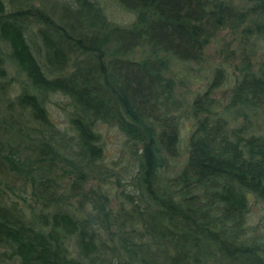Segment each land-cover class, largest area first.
Masks as SVG:
<instances>
[{"label":"trees","instance_id":"1","mask_svg":"<svg viewBox=\"0 0 264 264\" xmlns=\"http://www.w3.org/2000/svg\"><path fill=\"white\" fill-rule=\"evenodd\" d=\"M113 1L135 13L131 25L108 22L99 0H0V263L264 264V215L261 232L247 225L252 199L264 207V134L199 117L182 166L161 171L180 153L168 58L200 61L224 27L264 32V0ZM137 48L149 54L120 56ZM242 72L229 107H264V61ZM54 94L68 100L64 130L47 107ZM101 124L116 125L130 153L133 193L115 210L101 189L84 190L105 176Z\"/></svg>","mask_w":264,"mask_h":264},{"label":"rangeland","instance_id":"2","mask_svg":"<svg viewBox=\"0 0 264 264\" xmlns=\"http://www.w3.org/2000/svg\"><path fill=\"white\" fill-rule=\"evenodd\" d=\"M104 8L105 16L111 24L129 26L135 19V13L127 11L117 5L113 0H99ZM225 1L244 9L250 5L246 0H214ZM249 22L242 23L237 28L224 27L216 31L204 47L202 59L198 62H181L174 58H168L165 75L174 80L175 96L181 102V109L178 111L179 122V156L166 158L162 168L165 176L174 175L182 166L187 155V145L190 133L196 119L203 116H222L227 119L228 128L245 125L249 131L255 134H264V107L252 108L238 105L229 107V99L236 81L240 78L242 64L250 63V70L257 71L264 61V32L246 31ZM144 48H137L121 57L140 60L148 55ZM158 57H164L159 54ZM216 70H220V84L213 88L206 110L195 112L193 100L202 95L213 80ZM68 100L60 95H51L47 102L51 118L57 126L67 129V106ZM101 145L104 150L102 163L106 167L103 178L91 176L84 186V190L91 195V190L97 192L101 189L109 197V205L115 210L122 198L121 191H128L125 185L130 180L131 174L126 175L125 167L131 163L128 148H125V135L113 124H101L98 127ZM62 165V164H61ZM66 167V166H65ZM112 173L111 175H109ZM117 174V175H116ZM120 178V185H116L115 178ZM71 178L73 176H70ZM68 179L64 178L62 183ZM133 193V192H132ZM264 207L256 200L251 201L250 212L247 216V225L255 232H261L262 216ZM104 236L107 234L104 233ZM0 264H13L12 262H1Z\"/></svg>","mask_w":264,"mask_h":264}]
</instances>
